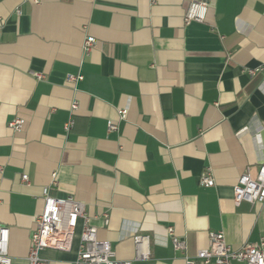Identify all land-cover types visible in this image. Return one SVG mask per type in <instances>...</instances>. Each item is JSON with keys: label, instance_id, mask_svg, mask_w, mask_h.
<instances>
[{"label": "crops", "instance_id": "1", "mask_svg": "<svg viewBox=\"0 0 264 264\" xmlns=\"http://www.w3.org/2000/svg\"><path fill=\"white\" fill-rule=\"evenodd\" d=\"M192 1L0 0V226L12 264H28L44 188L83 202L98 239L132 264H185L168 228L191 257L212 232L236 250L264 240V203L234 202L240 176L264 163V0H205V22L185 25ZM17 118L21 131L8 126ZM207 168L213 187L201 184ZM80 231L71 251L41 256L71 264ZM137 235L148 260L136 259Z\"/></svg>", "mask_w": 264, "mask_h": 264}, {"label": "built area", "instance_id": "2", "mask_svg": "<svg viewBox=\"0 0 264 264\" xmlns=\"http://www.w3.org/2000/svg\"><path fill=\"white\" fill-rule=\"evenodd\" d=\"M38 4L40 0H31ZM210 4L205 0H194L188 5L184 23L189 25L193 22L203 23L206 20ZM18 13H20L18 11ZM96 44V40L87 37L84 42L85 52H90ZM256 70H249L254 74ZM257 71L264 73V66ZM42 81L43 74H33ZM83 80L82 75H68L67 83L71 86ZM78 108L74 102L71 105L73 114ZM127 110L120 112L124 118ZM9 128L14 131H21L24 121L17 118L9 122ZM74 126L71 119L65 125V131L69 132ZM116 126L109 123V130H115ZM22 182L29 184L27 175L22 176ZM201 184L206 187H213L215 181L210 168H207L201 178ZM43 209L37 217L36 227L31 236V246L27 257L28 264H50L41 254L45 250H57L61 252L71 251L73 241L78 228L80 231V243L76 259L71 264H132L130 261H120L115 258L112 245L107 241L98 239V230L91 224V219L86 214L85 204L73 197L56 198L50 194L49 188H44L42 192ZM234 202L236 205L247 202L251 205L264 203V163L260 165L258 172L253 177L249 170L240 176L234 186ZM108 215L104 216V225H109ZM172 242L173 251L182 255L185 264H264V240L258 244H246L240 249H233L226 241L223 232H212L209 235L207 248L201 249L196 256L191 257L187 253V243L185 239L175 234L174 228L167 230ZM148 242L147 236H134L137 260H148L150 252L144 251ZM0 264H12L9 254V228L0 226Z\"/></svg>", "mask_w": 264, "mask_h": 264}]
</instances>
